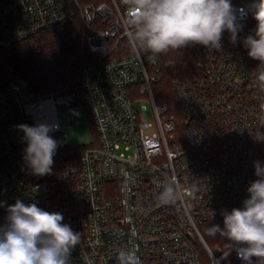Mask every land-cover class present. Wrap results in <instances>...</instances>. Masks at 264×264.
Here are the masks:
<instances>
[{"label": "built area", "instance_id": "built-area-1", "mask_svg": "<svg viewBox=\"0 0 264 264\" xmlns=\"http://www.w3.org/2000/svg\"><path fill=\"white\" fill-rule=\"evenodd\" d=\"M232 3L243 8L250 0ZM126 16L124 0L85 6L78 0H0V45L79 18V56L89 59L79 86L96 136L91 146H59L52 174L32 175L16 126L58 124L50 135L66 137L62 128L69 120L61 112L76 105L77 94L69 82L48 94L19 88L7 67L9 83L0 91V203L20 199L61 213L82 236L72 264H116L132 229L142 264H242L234 251L211 249L200 228L222 227L221 210L242 207L256 179L253 162L264 161V141L256 139L264 135V97L253 77L259 62L242 42L230 44L227 33L222 50L189 48L198 76L172 83L179 136L177 115L154 102L152 84L162 77L158 62L132 50ZM243 23L241 38L256 22L249 14ZM144 98L152 103L154 124L142 121L135 106ZM174 179L181 198L162 205L159 194ZM6 216L0 207V223Z\"/></svg>", "mask_w": 264, "mask_h": 264}, {"label": "clouds", "instance_id": "clouds-1", "mask_svg": "<svg viewBox=\"0 0 264 264\" xmlns=\"http://www.w3.org/2000/svg\"><path fill=\"white\" fill-rule=\"evenodd\" d=\"M127 16L126 35L133 51H140L155 64L158 57L172 50L201 46L222 50L225 33L229 43L242 42L249 58L258 61L253 77L258 93L264 97V0H250L237 8L232 0H124ZM255 27L243 38L248 15ZM26 143L23 160L32 175L52 174L54 156L60 142L50 133L58 124L41 122L35 126H16ZM264 141V135L256 138ZM256 179L247 187L248 197L242 207L222 209L223 226L211 224L206 232L227 241V254L236 253L242 264H264V161L253 162ZM177 179L170 180L159 194L162 205L181 198ZM198 189L193 186L190 191ZM5 207L7 216L0 223V264H72V252L82 244L80 232L64 223L59 212L46 211L36 202L25 204L17 199ZM214 213H212V218ZM132 229L127 246L118 250L116 264H142Z\"/></svg>", "mask_w": 264, "mask_h": 264}, {"label": "trees", "instance_id": "trees-1", "mask_svg": "<svg viewBox=\"0 0 264 264\" xmlns=\"http://www.w3.org/2000/svg\"><path fill=\"white\" fill-rule=\"evenodd\" d=\"M105 1L78 0L83 6ZM81 36L80 23L73 21L25 40L0 45V91L9 83L7 67L12 69L13 83L17 87L35 94H48L60 90L68 80L69 89L77 94L76 104L84 107L89 117L79 86L80 69L89 62V59L79 56ZM157 62L162 77L153 85L159 83L164 87L170 85L172 88L175 81L198 76L195 60L189 48L172 50L159 56ZM165 105L170 113L177 114L172 106ZM177 119L178 116L175 118L176 123ZM204 239L209 246V240L205 237Z\"/></svg>", "mask_w": 264, "mask_h": 264}, {"label": "rangeland", "instance_id": "rangeland-1", "mask_svg": "<svg viewBox=\"0 0 264 264\" xmlns=\"http://www.w3.org/2000/svg\"><path fill=\"white\" fill-rule=\"evenodd\" d=\"M107 1V0H106ZM74 22H79V18L76 19ZM80 23V22H79ZM82 34V30H81ZM68 80L65 82V84ZM64 84V86H65ZM153 85V84H152ZM63 86V87H64ZM59 91V90H57ZM54 91V92H57ZM152 93L154 94L153 98L155 97V105H165L169 104L176 110V115L178 116L177 119V126H178V135H181L182 132V125H181V117L180 114L178 115V108L176 104V98L173 89L171 86L164 87L163 84H154L152 87ZM163 103V104H161ZM144 105L146 107V111L141 109V106ZM135 106L139 113H141L142 121L144 122H151L154 124L155 119L151 111L152 103L150 99H138L135 101ZM61 113L66 114L69 120V123L63 125V131L66 133V137H64L63 132L58 133L55 136H52L54 139L60 142V146L64 148H77V147H87L91 146L94 141L96 140L94 128L92 123L89 120L88 114L84 107L80 105H74L73 107L66 108ZM60 115V113H59ZM206 227L200 228L202 235L209 240V247L211 249L215 248H222L227 249L226 243L220 237H211L206 232Z\"/></svg>", "mask_w": 264, "mask_h": 264}]
</instances>
